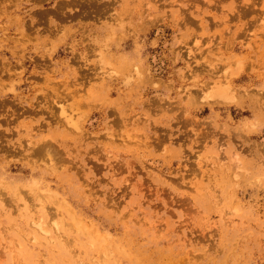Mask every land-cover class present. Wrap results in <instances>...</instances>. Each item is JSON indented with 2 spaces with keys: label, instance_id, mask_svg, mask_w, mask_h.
I'll use <instances>...</instances> for the list:
<instances>
[{
  "label": "rangeland",
  "instance_id": "obj_1",
  "mask_svg": "<svg viewBox=\"0 0 264 264\" xmlns=\"http://www.w3.org/2000/svg\"><path fill=\"white\" fill-rule=\"evenodd\" d=\"M0 264H264V0H0Z\"/></svg>",
  "mask_w": 264,
  "mask_h": 264
}]
</instances>
